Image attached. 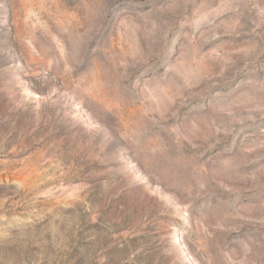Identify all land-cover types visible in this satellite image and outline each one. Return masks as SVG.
Returning a JSON list of instances; mask_svg holds the SVG:
<instances>
[{"label": "rangeland", "instance_id": "obj_1", "mask_svg": "<svg viewBox=\"0 0 264 264\" xmlns=\"http://www.w3.org/2000/svg\"><path fill=\"white\" fill-rule=\"evenodd\" d=\"M0 264H264V0H0Z\"/></svg>", "mask_w": 264, "mask_h": 264}]
</instances>
